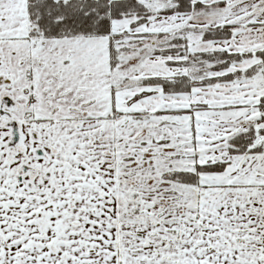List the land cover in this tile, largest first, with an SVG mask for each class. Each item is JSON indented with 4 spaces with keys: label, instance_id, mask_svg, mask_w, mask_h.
<instances>
[{
    "label": "snow or ice",
    "instance_id": "obj_1",
    "mask_svg": "<svg viewBox=\"0 0 264 264\" xmlns=\"http://www.w3.org/2000/svg\"><path fill=\"white\" fill-rule=\"evenodd\" d=\"M0 264H264V0H0Z\"/></svg>",
    "mask_w": 264,
    "mask_h": 264
}]
</instances>
